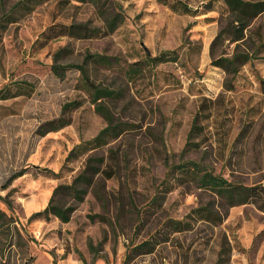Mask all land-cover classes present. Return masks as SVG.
<instances>
[{
  "label": "rangeland",
  "instance_id": "1",
  "mask_svg": "<svg viewBox=\"0 0 264 264\" xmlns=\"http://www.w3.org/2000/svg\"><path fill=\"white\" fill-rule=\"evenodd\" d=\"M16 1L0 2V15ZM176 1L190 10L175 1L119 0L122 21L113 30L93 5L76 0H48L2 21L0 88L31 85H25L27 94L0 99V197L9 203L0 199V209L11 232L9 238L0 231V264H124L132 246L158 238L153 252H131L126 264H264V211L253 203L225 208L190 173H170L188 159L231 181L264 185V12L233 40L223 0ZM84 22L99 32L77 37L63 29ZM168 51L165 60L147 59ZM88 53L108 59L90 63L89 73L96 84L120 91L119 98L103 101L123 130L103 147L70 156L107 122L80 89V71L67 67L58 76L52 65L81 64ZM234 53L249 56L234 72L213 64ZM74 100L79 105L63 114L67 125L40 132ZM110 149L115 173L95 177L103 199L89 189L67 222L30 219L57 185L72 182L88 157L109 162ZM208 202L224 214L217 226L190 216ZM170 219L190 226L172 232ZM224 236L230 251L218 263Z\"/></svg>",
  "mask_w": 264,
  "mask_h": 264
},
{
  "label": "trees",
  "instance_id": "2",
  "mask_svg": "<svg viewBox=\"0 0 264 264\" xmlns=\"http://www.w3.org/2000/svg\"><path fill=\"white\" fill-rule=\"evenodd\" d=\"M5 0H0L3 3ZM48 0H17L8 10H1L0 15V26L4 25L3 20L13 21L15 14L22 15L33 10L37 5H40ZM70 0H65L68 2ZM79 2H86L93 5L100 14V16L105 21L106 27L109 30H113L122 21V6L119 0H76ZM161 3L168 4L169 1H175L176 4H180L186 11H189V7L185 4L177 2L176 0H158ZM225 3L230 16L232 17V33L233 40H238L243 37L244 29L250 24L251 20L256 18L259 14L264 12V0L246 1V0H223ZM174 8L175 4H172ZM1 9V6H0ZM66 29V33L77 37H90L94 36L99 32V28L89 26L88 23H73L67 26H63ZM222 32L220 31L215 37L212 47L221 38ZM172 51L163 52L156 57H148V61L155 62L156 60H165L169 58ZM58 56V53L55 55ZM249 60L248 54L234 53L232 57L219 56L213 60V64L223 68L225 71H235L236 63H245ZM92 62H105L108 63V59L102 54H86L84 61L81 64H66L60 65L54 63L52 65L53 72L62 76L64 74V69L67 67H74L80 71V81L79 87L83 89L89 96L92 103L95 105V110L100 113L106 120L107 124L102 128L93 138L81 142L74 146L70 151L69 155L76 156L77 154L84 153L88 150L103 147L108 143L110 138L117 137L123 130V126L120 122H115L109 107L104 103L103 98L114 100L120 97V91L117 89L109 88L106 86H101L96 84L90 77L89 64ZM135 70V69H134ZM262 88H264V79L260 80ZM26 82H17L15 88H11L5 85L0 88V99H8L18 95L27 94ZM79 105L78 101L66 102L62 107V115L45 122L40 130L41 133H46L47 131L58 130L69 123V118L63 114L68 113L73 108ZM197 124L194 122L189 136L197 129ZM193 143V142H192ZM189 144V142H187ZM194 144V143H193ZM110 155L109 162L106 161L105 156H90L87 158L84 168L79 172L68 184H59L54 189L49 198L46 207L38 212L33 213L31 218L43 217L48 220L51 216L57 217L62 222H67L70 219L72 212L77 208L78 203H80L85 194L89 189H93L96 196L99 199L102 198L103 184L97 180L96 175H101V178H110L115 173L113 168V163L115 159L116 152L112 149L109 150ZM111 160L113 161L111 163ZM176 171H181L183 173H190L192 179L195 181L197 187L202 189H207L214 194L215 198L218 200L220 205L226 208L245 204L253 203L258 209L264 211V185L262 184H251L244 185L239 182L231 181L226 177L214 173L212 170L208 169L205 165L195 160L181 159L176 165L170 167V173H176ZM20 171L14 174L12 177H16L22 174ZM175 177V175H173ZM11 177V178H12ZM68 196L71 202H61L59 197ZM0 199L9 206L6 197H0ZM190 216L196 221H203L214 226L219 225L224 214L220 213L218 209L214 207V202L201 204L192 209ZM104 218V216H101ZM8 216L6 213L0 209V231L5 233L6 237L11 235L10 226L8 224ZM171 226L172 232H179L188 229L190 223L183 220H168ZM17 235L21 237V234L16 230ZM10 238V236H9ZM160 242V238L156 239L154 242L151 239H146L139 244L132 246L128 250L124 264L131 256V252L137 253H151L153 252L155 245ZM103 240H101L98 245L101 246ZM90 250L93 251L94 256L98 255L97 247L89 243ZM230 251V245L226 237H223L221 241L220 248L218 251V263L223 262V255Z\"/></svg>",
  "mask_w": 264,
  "mask_h": 264
}]
</instances>
